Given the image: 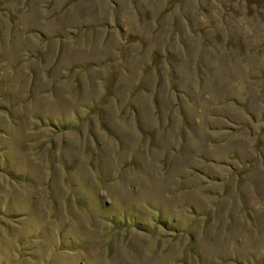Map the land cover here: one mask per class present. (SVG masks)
<instances>
[{"label": "rangeland", "instance_id": "rangeland-1", "mask_svg": "<svg viewBox=\"0 0 264 264\" xmlns=\"http://www.w3.org/2000/svg\"><path fill=\"white\" fill-rule=\"evenodd\" d=\"M0 264H264V0H0Z\"/></svg>", "mask_w": 264, "mask_h": 264}]
</instances>
